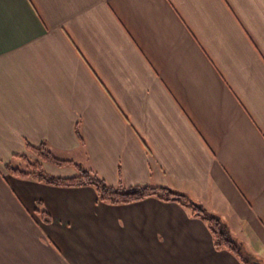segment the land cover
Here are the masks:
<instances>
[{
	"label": "crops",
	"instance_id": "1",
	"mask_svg": "<svg viewBox=\"0 0 264 264\" xmlns=\"http://www.w3.org/2000/svg\"><path fill=\"white\" fill-rule=\"evenodd\" d=\"M27 143L186 194L247 263L177 201L12 175ZM0 264H264V0H0Z\"/></svg>",
	"mask_w": 264,
	"mask_h": 264
},
{
	"label": "trees",
	"instance_id": "2",
	"mask_svg": "<svg viewBox=\"0 0 264 264\" xmlns=\"http://www.w3.org/2000/svg\"><path fill=\"white\" fill-rule=\"evenodd\" d=\"M78 135L83 142L79 131ZM26 147L35 157L33 158L27 153L14 155V160L18 161V163H6V167L12 175L54 186L79 187L91 185L95 188L99 200L111 205L130 204L148 197H157L166 201H177L182 206L188 208L193 216L199 217L207 223L217 249H227L238 256L243 262L247 263L240 245L229 236L222 220L217 215L208 212L204 207L195 203L186 194L173 190L168 186L127 185L123 182H120L118 185H112L99 175L97 171L92 169H79V173L74 176H56L46 171L44 162L61 167H78V165L72 159L57 157L50 150L47 143H41L39 145L27 143ZM38 206H41V201L38 202ZM37 211L45 222L49 223L52 221L46 209L38 208Z\"/></svg>",
	"mask_w": 264,
	"mask_h": 264
},
{
	"label": "rangeland",
	"instance_id": "3",
	"mask_svg": "<svg viewBox=\"0 0 264 264\" xmlns=\"http://www.w3.org/2000/svg\"><path fill=\"white\" fill-rule=\"evenodd\" d=\"M55 155L58 156V157H60V158H64V159H67L68 158L67 155H57V154H55ZM76 163L78 164V167L71 166V169H74L75 171H79L80 168H83L82 162L77 161ZM207 211L210 212L209 209H207ZM246 254L248 255V253H246V251L244 250L243 255H245L246 257H248Z\"/></svg>",
	"mask_w": 264,
	"mask_h": 264
}]
</instances>
